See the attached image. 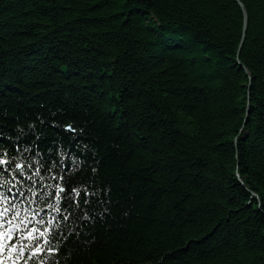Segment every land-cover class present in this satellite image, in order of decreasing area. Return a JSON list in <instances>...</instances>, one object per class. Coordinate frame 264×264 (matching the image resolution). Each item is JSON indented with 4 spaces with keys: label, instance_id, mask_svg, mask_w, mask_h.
<instances>
[{
    "label": "trees",
    "instance_id": "trees-1",
    "mask_svg": "<svg viewBox=\"0 0 264 264\" xmlns=\"http://www.w3.org/2000/svg\"><path fill=\"white\" fill-rule=\"evenodd\" d=\"M0 157L21 262L264 264V0H0Z\"/></svg>",
    "mask_w": 264,
    "mask_h": 264
},
{
    "label": "bare ground",
    "instance_id": "bare-ground-1",
    "mask_svg": "<svg viewBox=\"0 0 264 264\" xmlns=\"http://www.w3.org/2000/svg\"><path fill=\"white\" fill-rule=\"evenodd\" d=\"M245 14V13H244ZM151 18H154V21H155V23H156V25L158 26V23H159V21H158V19L156 18V16L155 15H151ZM245 18H246V14H245ZM237 63H238V65H239V67L240 68H242V69H244L245 71H246V73H247V75H248V77H249V79H250V82H251V76H250V73L249 72H247V69H246V67L243 65V63L242 62H240L239 60H238V54H237ZM248 98H249V96H248ZM245 115H246V117H245V122L247 121V119H248V115H249V102H248V104H247V108L245 109ZM65 130L66 131H71V128L70 127H68V126H66L65 127ZM71 132H73V131H71ZM240 136L239 137H236L235 139H234V142H235V146L236 145H238V142L240 141V139H244L245 137H246V131H245V128L243 127V128H241V130H240ZM243 136V137H242ZM77 152H78V150H76ZM68 157H69V164H68V166H69V173L70 174H73L74 172H76V169H77V166H78V164H80L81 162V160H82V158H80V157H77V153L75 152V151H73L72 153H70V154H68L67 155ZM76 161V162H75ZM79 161V162H78ZM78 162V163H77ZM72 163V164H71ZM73 163L75 164L74 166H73ZM81 165L82 164H80L79 166H78V169L81 167ZM235 176L236 177H238L239 176V178L241 179V176H240V173L238 172V171H236L235 172ZM238 179V178H237ZM242 180V179H241ZM238 181H239V179H238ZM243 181V180H242ZM242 186H245V183L244 182H239ZM246 191H248L250 194H251V196H253V198L256 200V201H258V203H259V199H257V195L255 194V193H252V192H250L249 190H248V188L247 189H245Z\"/></svg>",
    "mask_w": 264,
    "mask_h": 264
},
{
    "label": "snow or ice",
    "instance_id": "snow-or-ice-1",
    "mask_svg": "<svg viewBox=\"0 0 264 264\" xmlns=\"http://www.w3.org/2000/svg\"><path fill=\"white\" fill-rule=\"evenodd\" d=\"M68 127H70V125ZM6 164H8V161L5 160L3 157H0V165H6ZM17 167H19V165H17ZM5 211H7V210L5 209ZM2 215L3 214L0 213V216H2ZM3 222L4 221H0V223H3ZM3 237H4V233H0V238H3ZM8 238L9 239L11 238L10 234H9ZM3 251H4V246L2 244H0V253H2ZM37 251H39V249H37ZM2 261H3V256L0 255V264H2Z\"/></svg>",
    "mask_w": 264,
    "mask_h": 264
},
{
    "label": "water",
    "instance_id": "water-1",
    "mask_svg": "<svg viewBox=\"0 0 264 264\" xmlns=\"http://www.w3.org/2000/svg\"><path fill=\"white\" fill-rule=\"evenodd\" d=\"M239 5H240L241 9L243 10V12L245 13V10H244V8H243V5H241L240 3H239ZM245 30H246V18H245V21H244L242 40H243V38H244V32H245ZM237 178L239 179V182H241V183L243 182V181L239 178V176H238Z\"/></svg>",
    "mask_w": 264,
    "mask_h": 264
}]
</instances>
